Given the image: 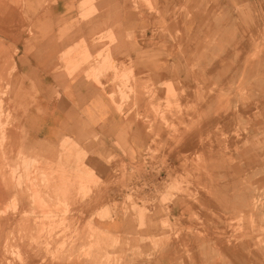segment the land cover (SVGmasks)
Segmentation results:
<instances>
[{
    "label": "rangeland",
    "instance_id": "obj_1",
    "mask_svg": "<svg viewBox=\"0 0 264 264\" xmlns=\"http://www.w3.org/2000/svg\"><path fill=\"white\" fill-rule=\"evenodd\" d=\"M132 7L142 18L157 15L151 33L144 27L137 32L157 59L152 68L143 65L142 78L135 75L133 64H116L109 47L92 55L84 41L61 54L57 68L70 75L85 66L87 78L103 81L111 90L109 98L124 111L127 125L139 122L140 160H123L113 153L105 159L122 170L111 183L125 185L127 193L100 215L121 212L137 220L138 227L156 218L164 233L141 239L150 244L144 257L173 241L181 264L183 236L189 235L197 246L199 238L210 235L201 246L214 251L203 254L206 263L227 262L220 248L231 247L242 254L244 264H264V0H132ZM23 8L24 0H0V11L19 12L0 14V264H31L32 257L38 264L62 258L111 264L126 259L131 264L140 250L137 243L130 245V236L125 255H109L101 252L96 239L105 234L94 225L55 223L69 213L71 194L52 185L96 181L86 172L87 152L80 145L67 140L56 150L39 153L27 143L26 111L35 89L23 79L21 41L25 34L35 36L36 17ZM82 9V20L97 12L91 1ZM199 9L204 13L193 24L194 31H186L195 21L190 13ZM103 38L115 41L112 33L92 41ZM28 40L25 53L31 50ZM129 131L127 127L126 137ZM134 184L152 185L154 191L140 195L130 186ZM202 194L213 203L205 206ZM181 196L194 205L186 208L188 218L182 213L169 218V203ZM203 215L230 219L221 229L203 224ZM13 217L14 223L5 222ZM31 218L43 222L30 223ZM85 240H90L87 247L81 246ZM189 254L186 250L194 264Z\"/></svg>",
    "mask_w": 264,
    "mask_h": 264
},
{
    "label": "crops",
    "instance_id": "obj_2",
    "mask_svg": "<svg viewBox=\"0 0 264 264\" xmlns=\"http://www.w3.org/2000/svg\"><path fill=\"white\" fill-rule=\"evenodd\" d=\"M91 1L96 13L91 19H80L83 14L82 4ZM24 13L36 17L34 23L35 36L30 39L23 35L21 47L25 55L22 64L23 79L31 88L34 86V99L26 111L25 126L28 131V144L34 145L40 152L56 150L59 145L67 140L70 143L80 145L87 152L86 172L95 178V183H73L52 185L55 188L70 193L69 213L58 216L55 223L66 222L77 225H94L105 237H99L101 252L109 255H125L127 251V236H130V245L136 243L139 247V255L131 264H180L177 260L179 246L176 242L168 243L164 250L151 257H144L150 252V244L141 241L142 238L151 234H163L162 227L156 225V218L145 220L146 227H138L139 223L133 217H127L118 212L105 217L100 213L110 208L114 202H120L125 198L127 189L125 185L111 183V177L121 176L122 170L108 164L107 155L113 153L123 160H140L142 154V142L138 136L137 120L129 122L125 118L124 111L120 112L109 98L111 90L105 88V83L100 84L85 75L86 67L82 66L68 75L60 67L61 54L71 48H75L84 41L88 53L94 55L109 47L111 59L116 64H133V70L138 78H142L143 65L152 68L157 64V59L151 46H143L137 32L143 27L151 33L152 22L157 20V15L142 18V12L132 7V0H24ZM22 13V12H21ZM22 13V14H24ZM203 11L193 10L190 13L195 21L189 22L186 31L193 32L195 24ZM1 15H18V9L12 11H0ZM163 15L165 14H161ZM167 21V18H165ZM168 28H174V24L165 23ZM142 27V28H141ZM112 33L115 41L97 37L101 34ZM29 39V40H28ZM26 40L30 43V51L24 52ZM144 52V59H143ZM27 54V58H26ZM147 69V68H146ZM166 76V74L164 75ZM168 76V75H167ZM104 88V89H103ZM131 128L126 137V129ZM37 145V146H36ZM35 148V149H36ZM75 174V173H73ZM142 194L154 191L152 185L142 188L141 184L130 185ZM224 188V187H223ZM220 191H225L220 189ZM79 193H87V197L80 199ZM78 195V196H77ZM203 197V200H202ZM227 197V196H226ZM229 197V201H230ZM201 202L205 206L212 204L213 200L202 194ZM193 203L188 197L181 196L169 203V213L173 218L185 214L183 219L188 218L186 213L193 208ZM188 210H187V209ZM35 218V217H33ZM30 219V223L43 222ZM202 223L221 225L226 227L229 217L203 215ZM6 223H14L15 217L5 220ZM189 223V222H188ZM187 223V224H188ZM152 224V225H149ZM83 234V232H81ZM137 236H141L137 239ZM211 236L199 238L198 247L190 242V236L182 238V263L190 264L186 250L193 254L194 264H244V257L239 254L237 248L223 247L221 252L227 257V262L211 260L206 263L203 254L213 249L202 245ZM195 239V238H194ZM107 243H102V241ZM117 243L112 245L110 243ZM139 240L141 242H139ZM90 240L82 241L81 246L89 245ZM203 242V243H202ZM176 243V245H175ZM187 245V248L185 247ZM195 247H197L195 249ZM111 248V249H110ZM186 249V250H185ZM100 250L95 253L99 254ZM197 253V257L195 254ZM101 253V254H102ZM221 254V253H220ZM187 256V257H186ZM126 257V256H125ZM237 257V259H235ZM33 258V257H32ZM30 259L31 264H38V259ZM204 260V261H203ZM126 259L115 264H126ZM237 262V263H236ZM52 264H111L109 261L100 259L79 260L67 262L64 258L60 262Z\"/></svg>",
    "mask_w": 264,
    "mask_h": 264
}]
</instances>
